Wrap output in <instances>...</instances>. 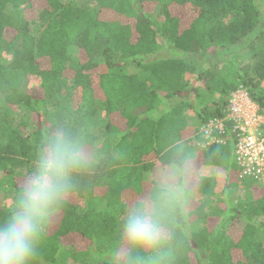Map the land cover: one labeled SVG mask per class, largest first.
<instances>
[{
  "label": "trees",
  "instance_id": "1",
  "mask_svg": "<svg viewBox=\"0 0 264 264\" xmlns=\"http://www.w3.org/2000/svg\"><path fill=\"white\" fill-rule=\"evenodd\" d=\"M263 8L264 0H0V193L9 188L12 203L54 123H70L103 152L52 218L38 264H68L67 257L110 264L120 205L147 188L144 178L171 138L201 141L211 118L229 127L228 99L240 83L264 114ZM236 45L247 52L238 56ZM220 52L230 53L242 82L200 61ZM134 59L143 76L127 68ZM25 76L38 86H27ZM198 156L225 173L194 186L191 234L175 264H264V188L227 206L226 220L242 224L230 237L208 208L238 183L233 144L228 138ZM7 208L0 201V217Z\"/></svg>",
  "mask_w": 264,
  "mask_h": 264
},
{
  "label": "clouds",
  "instance_id": "2",
  "mask_svg": "<svg viewBox=\"0 0 264 264\" xmlns=\"http://www.w3.org/2000/svg\"><path fill=\"white\" fill-rule=\"evenodd\" d=\"M206 147L200 140L175 136L164 145L144 178L147 188L120 205L110 264H175L191 234L194 186L211 178L198 156ZM102 159L92 139L68 122L54 123L41 135L30 170L0 217V264H38L52 218L62 211L79 178Z\"/></svg>",
  "mask_w": 264,
  "mask_h": 264
},
{
  "label": "built area",
  "instance_id": "3",
  "mask_svg": "<svg viewBox=\"0 0 264 264\" xmlns=\"http://www.w3.org/2000/svg\"><path fill=\"white\" fill-rule=\"evenodd\" d=\"M228 108L229 127L223 119L211 118L201 126V141L207 146L225 145L230 138L237 178L264 188V114L242 83L230 93Z\"/></svg>",
  "mask_w": 264,
  "mask_h": 264
},
{
  "label": "rangeland",
  "instance_id": "4",
  "mask_svg": "<svg viewBox=\"0 0 264 264\" xmlns=\"http://www.w3.org/2000/svg\"><path fill=\"white\" fill-rule=\"evenodd\" d=\"M155 12L157 13L158 10H156ZM236 48L238 50L237 52H239L238 56L247 52V48L244 46L236 45ZM232 50L233 49H231L230 53L232 52ZM233 52H235V51L233 50ZM230 53L229 52H227V53L220 52L219 54L214 55V56L212 55V56H207L205 58H201L200 61H202L203 64L206 61V63H205L206 66H211L213 64H216L218 66L217 69H218L219 77L224 78V79L228 80L229 82H237V81L242 82L241 77L239 76L238 72L233 69L235 67V64L232 62L229 63V61L231 60ZM251 56H253V53H250V55H248V58H250ZM3 59H5V58H3ZM246 61H247V59L243 60V62H246ZM127 68L132 70L133 72L140 74L141 76H143L142 70L143 69L146 70V68H143L137 62L136 59H134V61L130 62L128 64ZM239 69H240V67H239ZM23 82L28 83L27 86H38V84H39L37 79L30 77V76H25L23 78ZM195 86L199 87V84L197 83V84H195ZM211 95H212V98L214 101L216 99L218 100V98L220 96V94L218 92H213ZM162 105L165 106V103H161V104H160V102L158 103L159 109H162V107H163ZM157 112H158V109H156L154 113L156 114ZM185 114H186L188 123L194 124L197 122V117L195 116L193 110H191L190 108H186ZM203 167L210 174H223V173H225V167L224 166H220L217 169H212V168L207 167V166H203ZM241 182L242 181H240V179H238L237 185H235L234 187L228 188L227 191H225L224 193H221L220 191H218L216 199L213 201L211 206L208 208V210L210 212L209 214L211 216L218 217L220 224L224 223V228L227 230V233L230 237H233L240 232V230L242 229V224H241V222H239L235 219H227L226 220L225 216L229 213L228 212L229 207H231V206L235 207L240 201H243L244 199H246L249 196V194H251V190H255L257 188V186L251 182L250 183H248V182L241 183ZM7 190H2V193H0V201L5 207H8L10 205V200L8 198H5L8 194H6L4 192H7ZM198 198H199V195L194 193L193 200H197ZM227 206H229V207H227ZM223 219H225V221ZM64 258H66V254H65ZM65 261L68 264H71V260L68 257L65 259ZM82 264H100V261L97 259H93L91 257H88Z\"/></svg>",
  "mask_w": 264,
  "mask_h": 264
}]
</instances>
